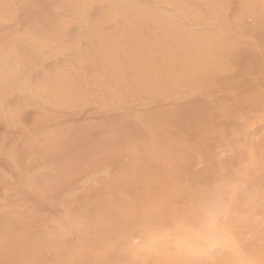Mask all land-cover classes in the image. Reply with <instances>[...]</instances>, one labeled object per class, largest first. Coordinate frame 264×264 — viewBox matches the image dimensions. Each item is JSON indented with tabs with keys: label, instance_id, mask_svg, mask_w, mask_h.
<instances>
[{
	"label": "bare ground",
	"instance_id": "6f19581e",
	"mask_svg": "<svg viewBox=\"0 0 264 264\" xmlns=\"http://www.w3.org/2000/svg\"><path fill=\"white\" fill-rule=\"evenodd\" d=\"M0 264H264V0H0Z\"/></svg>",
	"mask_w": 264,
	"mask_h": 264
}]
</instances>
